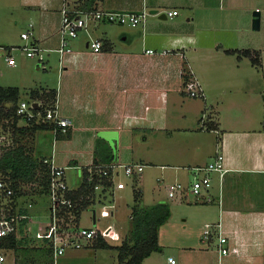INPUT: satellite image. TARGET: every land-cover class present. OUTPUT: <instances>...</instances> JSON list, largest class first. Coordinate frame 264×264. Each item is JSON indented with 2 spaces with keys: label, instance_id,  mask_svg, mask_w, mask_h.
Returning <instances> with one entry per match:
<instances>
[{
  "label": "crops",
  "instance_id": "obj_1",
  "mask_svg": "<svg viewBox=\"0 0 264 264\" xmlns=\"http://www.w3.org/2000/svg\"><path fill=\"white\" fill-rule=\"evenodd\" d=\"M29 1L39 5L43 19L49 24L53 21L47 9L57 4L54 31L49 29L48 24V29L43 26L41 35L34 38H38L44 46L50 47L46 55L49 50L58 52L59 74L65 75L66 78L64 82L61 80L58 88H55L56 98L60 113L71 120L70 131L73 126L83 124L77 116L78 112L89 114L92 117L91 123H94V116L103 115L100 126L103 129H118V133L122 128L130 126H153L158 120L165 122L167 105L164 103L168 97L170 82H173V78L185 81L181 73L184 67L196 75L203 90L202 128L208 129L212 137L210 136L207 144L200 146L201 150H205V154L190 153L189 162L169 163L171 166L169 178L170 181L178 179L189 184L192 175L185 169H191L192 162L206 164L218 150L224 155L226 168L222 175L217 170L211 172L212 184L202 191L201 195H195L187 189L181 195L183 199L189 200L187 205L191 206L183 218L184 220L191 218L197 228L192 232L188 231V238L197 239L192 240L193 245L184 243L185 241L178 244L180 253L184 256L180 264H215L209 257L211 255L209 246L213 243L217 245V249L214 250L218 253L217 264H264V78H247L248 76H242L241 72V66L249 63L252 72L256 69L257 73L264 76V32H255L251 24L253 19L251 13L256 8L260 10L262 22L264 0H96V7L143 10L145 16L136 24L118 22L122 26L116 31L113 25L105 24L103 34L96 31L100 23L107 20L94 22L87 28H82L80 35H85V46L65 52L62 61L61 54L56 49L59 44L62 0ZM151 8H156L157 11H151ZM170 9L177 11L169 14L167 11ZM162 12L165 16L160 15ZM89 35L102 39L103 45L100 50L94 51L88 46ZM77 37L72 40L79 38ZM140 43L142 46L138 50L137 46ZM150 47H153L154 51H148L147 48ZM247 49L255 54L257 52L259 63L252 60V56L245 51ZM206 51L219 53L224 61L217 67L222 68L226 77L228 75L236 77L200 78L196 63L199 59L208 60L211 54L205 57ZM86 55L90 57V63H86ZM9 64L15 65L16 62ZM75 68H78V78L72 75ZM110 70L113 71V77H105L103 73L106 75ZM247 70L243 73L246 74ZM89 74H95L98 78H90ZM240 74L244 78L237 77ZM38 81L41 82L42 79L39 78ZM90 81L97 82H91L84 98L80 97L82 95L77 88L79 86L87 88ZM32 87L53 86L40 83V86L30 84L29 88ZM159 97L163 98L162 104L155 103ZM96 99L98 103L94 101ZM97 136L96 138L95 134L89 136L91 142L94 140L92 148L95 147ZM51 154L54 157V152ZM93 156L94 151L87 160L74 156L70 158L75 164L73 167L76 174L80 175L79 180L73 176L76 183H71L70 174L66 173L68 183L72 187H77L83 180L81 166L92 162ZM54 159L57 163L70 164L66 163L69 161ZM163 166L164 164H161V167ZM29 193L24 189L19 198L21 215L16 229L18 246L16 249L3 247V250L12 249L13 254L22 259L20 264H27L28 256L33 260L31 264H46L51 260L44 255L45 252L50 253L48 247H51L46 234L50 221V199L47 205L49 221L46 222L38 218V213L42 210L34 203L38 198L34 197L33 201H29L30 204L25 201ZM32 193L41 197L48 192ZM189 193L193 194V199H188ZM171 199L174 200L173 196ZM111 203L113 208L114 203ZM174 203L170 204L171 210L175 206ZM164 222L158 230L160 245L161 227ZM205 222H210L207 236L203 235ZM110 228L109 231L107 229L108 236L113 238L119 236L117 243H120L124 239V232L114 226ZM34 230H39L40 236L36 237L37 244L31 247L27 242L31 234L36 235ZM219 232L227 235L224 244L236 245L237 250L226 254L220 253ZM102 234L107 241L113 243L111 238L109 239L103 232ZM90 245L92 244L86 246ZM67 249V252L65 251L67 254L65 252L62 254H65L66 264L81 256L76 252V248ZM160 249L161 247L151 251L143 258L141 264H164L159 256L154 254ZM8 255L6 254L4 264L10 262L13 264L8 260ZM116 263L115 261L112 264ZM170 263L175 264L177 260Z\"/></svg>",
  "mask_w": 264,
  "mask_h": 264
},
{
  "label": "rangeland",
  "instance_id": "obj_2",
  "mask_svg": "<svg viewBox=\"0 0 264 264\" xmlns=\"http://www.w3.org/2000/svg\"><path fill=\"white\" fill-rule=\"evenodd\" d=\"M47 10L50 12L51 20L53 21L50 22V24L43 19L44 17L40 12L38 4H32L29 0H0V44L3 45L0 46V84L18 85L21 98H32L29 88L30 84H39L40 86V83H43L44 85L49 84L54 88H58L61 80L64 82V78H66L65 75L59 74L60 64L57 51L49 50L45 62L39 63L36 57L26 55L21 48L15 47L12 48V52L16 56V64L10 65L5 59L6 52L8 51L7 48L11 45L21 46L25 43H29L33 40L34 36L41 35L43 26L48 29L49 24V29L54 31L53 27L55 29L57 21V4H53ZM251 16L253 17L254 14L251 13ZM247 17H249V15ZM30 22H32V25H30ZM96 22L99 23L101 21ZM105 24L113 25L114 31H116L118 27L122 26L121 24L124 23L120 24L110 21L102 22L100 25L98 24L99 27L96 31L98 34L104 33ZM28 29H31L32 32L28 37H23L21 32ZM253 30H255V32H264V16L262 22H260V26ZM80 34L81 31L79 32V38L77 37L78 39H71L72 41L70 43L73 49L79 46H85V35ZM141 46V43L138 44V50L141 49ZM204 54L205 57L208 54H211V56L208 60L199 59V62L196 63L200 78L236 77L230 75L226 77L222 68L217 67L224 61V58H221L219 53L216 54L212 51H206ZM90 62V57L86 55V63ZM228 66L230 67V64ZM77 69L78 68H75L72 71V75H76L75 78H78ZM109 69H113V67H109ZM241 70L242 76L247 75V78H264L261 73H257L256 69L252 72L249 63L242 65ZM246 70V74L243 73V71ZM112 72L113 71L110 70L106 75L104 73L103 75L105 77H113ZM181 73L185 81H182L180 78H173V82L169 84L168 97L167 100L165 98L166 102L164 103L167 105V107H165V122L158 120L153 126L135 125L126 129L122 128L119 133L115 131L116 133L113 132V134L111 133L110 136L107 137L106 134V136H103V128L100 126V122L103 121L104 118L103 115H99L100 117L94 116V123H91L92 117L89 114L85 115L82 112H78L77 116L82 120L83 124L73 126L68 136L62 134L56 135L51 128H40L33 133L28 132L23 135V140L37 155H50L54 152V158H56L57 161H69L66 162L70 163L66 166V173L67 175L70 174L71 183H76V180L80 179V175L76 174L75 168L73 167L75 164L73 161H70V158L74 156L81 160H87L91 157L94 151V148H92L94 140L91 142L89 136H93V134H95V138L97 135H100L97 136L95 143L99 144L100 147H103L105 144L109 151L114 152L115 156L113 160L143 161L145 163L144 169L137 177L122 173L120 177L126 181L125 187L116 189L112 195L109 193L107 194L114 203V207H111V205H113L111 202L103 200L101 203L95 202L92 204L91 208H84L82 210L80 226L82 224H94L92 211L93 208H95L97 212L96 224L102 228V232L105 236L109 239L111 238V242L117 243L119 241V236L113 238L108 236L107 232L111 230L110 227L114 226V228L124 232V238L128 235L130 227V209L134 202L135 188H141L142 195L140 202L144 204L157 200H164L168 203L171 201L170 204L175 202L170 216L161 227V249L154 253L156 256H159L164 264H172L169 261L170 257H174L175 260H177L175 264H180L184 256L180 253L178 244L185 241L184 243L193 245L192 240L197 239L188 238V231L190 230V232H192L196 230V224L191 221V218L187 220L183 218L184 214L191 208L190 205H187L189 200L183 199L179 193L173 196L174 200H172V196L168 194L167 183L171 180V178H169V168H171L169 163L189 162L190 153L198 155L205 154V150H201L200 146L201 144H207L210 140V136L212 137V133L208 132V129L202 128L204 120L201 118V112L204 102L201 99V95L190 94L184 90L187 87L186 83L196 78V75L187 69V67H184ZM89 76L90 78H98L95 74H89ZM239 76L240 78H244L241 77V74L237 75V77ZM39 78L42 79L41 82L38 81ZM91 82L97 81H90L87 88H81L80 86L77 88L79 94L82 95L80 97L84 98ZM94 101L97 103L99 102L97 99ZM162 101L163 98L159 97L155 100V103L162 104ZM21 121L24 120L21 119ZM88 121L90 123H88ZM192 163V165H195L194 162ZM161 164H164V166L161 167ZM185 170H188V173L192 175V170L189 168ZM33 185H35V183L31 181L24 183L23 186L25 191L30 192L29 195L26 196L25 201L28 203L29 201H33L34 197L38 198L34 201L36 207L40 206L42 209L40 213H38V218L48 222L49 211L47 205L50 199L49 193L39 197L35 193H32V191H34ZM188 196V199H193L192 193H189ZM34 231L36 235L31 234L29 237L30 240L27 242L28 246L31 247L37 244L38 241L36 237L40 236L39 230ZM209 249L211 250V255L209 256L210 260L212 262L215 261V264H217L218 253L214 251L217 249L216 243L209 246ZM5 251L7 255L9 254L8 260H11L13 264H20L22 259L20 256H15L12 249ZM76 252L81 256L73 259L69 263L112 264L115 261L118 262L117 248L115 246H82L76 248ZM44 255L47 259L52 258V254L49 252H45ZM64 258L65 254L58 256L56 258V264H64ZM26 260L29 261L27 264H31L33 261L29 256ZM221 261L223 263V257ZM9 264H11V262Z\"/></svg>",
  "mask_w": 264,
  "mask_h": 264
},
{
  "label": "built area",
  "instance_id": "obj_3",
  "mask_svg": "<svg viewBox=\"0 0 264 264\" xmlns=\"http://www.w3.org/2000/svg\"><path fill=\"white\" fill-rule=\"evenodd\" d=\"M176 9L167 11L169 14L176 12ZM61 21L59 25V44L56 49L61 54L60 61L63 60L62 55L72 50L71 39L79 35L82 28L96 21H113L120 23L136 24L143 20L145 11L124 10L100 7H83L80 6V0H62L60 7ZM32 22H30V25ZM32 32L31 29L21 32L23 37H28ZM88 46L92 50L97 51L102 48L103 41L98 36L89 35L87 40ZM0 46H3L0 44ZM19 47L25 54L34 56L41 63L45 62L46 51L50 47L41 44L38 38H34L29 43L21 46L11 45L7 48L5 58L9 63L16 62V56L12 52V48ZM148 51H154V48H147ZM184 89L190 94L201 95L203 90L200 82L194 78L188 83ZM17 114L20 115L19 120L35 119L36 121H49L53 124L51 129L57 135L58 131L65 132L69 129L70 118L60 113L57 98L54 103L48 105L42 97H32L31 99L20 98L16 107ZM8 117H0V146H6L13 141L12 127ZM43 160L49 166V189L50 196V221L46 230L47 237L52 248L53 259L62 255L67 248H79L92 244V241L102 234V229L96 223L93 225L82 224L80 220L82 209L79 210V199L70 194L73 187L68 183L66 177V164L57 163L53 154L44 156ZM145 163L140 160L122 161L112 159L109 161H92L86 165V172L83 173V179L90 184V193L87 197L95 202L111 201L107 194H114L116 189L125 187L126 181L120 177L123 173L129 176H137L144 169ZM192 170V178L189 184L181 180L175 179L167 183L168 194L176 196L177 193L182 195L187 189L195 195H201L202 191L208 189L212 184L213 170L219 171L222 175L225 170L224 155L219 150L215 156L206 164H195L190 167ZM13 186L10 179L0 173V238L10 234L17 229L18 219L21 211L19 210V198H13ZM83 195H81L82 198ZM112 202V201H111ZM31 202H29L30 204ZM78 210V211H77ZM97 218V216H96ZM210 222H205L204 236L208 235ZM219 251L226 254L232 250H237L236 245H225L227 235L219 232ZM7 256L0 245V264H4ZM170 261L174 262L175 258L170 257Z\"/></svg>",
  "mask_w": 264,
  "mask_h": 264
},
{
  "label": "trees",
  "instance_id": "obj_4",
  "mask_svg": "<svg viewBox=\"0 0 264 264\" xmlns=\"http://www.w3.org/2000/svg\"><path fill=\"white\" fill-rule=\"evenodd\" d=\"M96 0H80V6L95 7ZM233 49H227L232 51ZM252 56V60L259 63V58L249 49L245 50ZM32 97H42L46 104L54 103L56 89L53 87H32ZM20 99V88L17 85L0 84V117H8L6 122L11 125L13 141L6 146H0V173L7 176L13 186V198L16 200L24 191L25 182H34V191L48 192L49 189V166L43 160L46 155H37L32 148L23 140V135L35 132L40 128H51L53 124L49 121H36L29 119L20 121V115L16 112L18 100ZM69 135L70 129L65 132L58 131L57 135ZM103 139V138H102ZM114 152L109 151L104 144L100 147L95 143L93 161H107L113 159ZM82 172H86V165L81 166ZM90 184L83 179L77 187L70 189V194L79 199L78 208H91L93 200L87 197L90 193ZM81 195L82 198H81ZM141 188H135L134 202L130 211V227L128 235L117 244L110 243L99 234L93 241L94 246H115L117 248L118 262L116 264H141L143 258L151 251L161 247L158 240L160 225L167 220L171 214L170 203L157 200L151 203H142ZM78 211V210H77ZM21 215V214H20ZM19 238L16 230L0 238L3 247L18 246ZM50 254L52 248L49 246ZM53 255V254H52ZM46 264H54L53 257Z\"/></svg>",
  "mask_w": 264,
  "mask_h": 264
},
{
  "label": "water",
  "instance_id": "obj_5",
  "mask_svg": "<svg viewBox=\"0 0 264 264\" xmlns=\"http://www.w3.org/2000/svg\"><path fill=\"white\" fill-rule=\"evenodd\" d=\"M151 11H157V9L156 8H151ZM253 14H254L253 19H252L253 27L254 28H258L260 26V10H259V8H256L254 10ZM160 15L161 16H165V13L162 12ZM115 131L118 133V131L115 130V129H103V133L102 134H104L103 136L107 135V137H108V136H110L111 133L113 134V132H115ZM93 222L94 223L96 222L95 208H93Z\"/></svg>",
  "mask_w": 264,
  "mask_h": 264
}]
</instances>
